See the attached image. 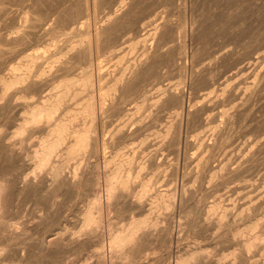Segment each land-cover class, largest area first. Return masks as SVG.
Here are the masks:
<instances>
[{"label": "rangeland", "instance_id": "1", "mask_svg": "<svg viewBox=\"0 0 264 264\" xmlns=\"http://www.w3.org/2000/svg\"><path fill=\"white\" fill-rule=\"evenodd\" d=\"M11 1H8V4L7 2H0V7H2L0 8V20L2 19L0 21V37L3 36V34L9 36L25 34L27 39L25 37L24 41H21L20 44L9 43L7 46H3L5 48V66L0 68V74L6 72L9 65L16 63L26 53L30 52L35 54L41 53V57L37 59V64H41L40 66H46L45 57L50 56L54 50L55 52L59 51L60 46L66 45L65 43L68 42L71 35L76 34L79 31H83L87 33L86 40H88L86 43L89 44V46L91 45L90 60L92 59L91 69L93 70L94 78V86L91 90L95 98L98 95L96 93L98 92V89H96L98 88V85L95 81L97 76L103 75L100 83L107 85L113 74L118 68L124 65V63L134 62L137 60L144 49H154L158 38L154 39L152 36L146 35V39L144 41L137 44L134 43L138 39L145 36L144 34L147 33L154 23H164V26L166 27H161L160 33L162 32L163 41H169L166 42L164 46V49L168 53L165 56L167 57L169 55V58L167 57V59L165 56L162 58L165 57L166 60L169 61L171 55L169 54L170 51L167 49L182 43L184 44L182 53L183 56L181 55V57L177 59L176 65L178 66L168 65L162 69V77L147 80L144 84V90L146 91L145 97H142L138 89H135L133 94L127 98V102L124 103V107L130 109V111L124 112L125 114H118L117 112H110L111 110H107L101 112L99 111L95 115V131L93 132V135H95L98 141H103L105 142V146H108L105 147L101 145L99 141L97 150L98 153H87L88 157L86 156L85 163L91 167L90 169L88 168V170L90 172L91 170L93 172L96 170L99 175L102 176L104 167L101 164L103 163L104 157L109 156L112 151L118 148H122V150L126 151H130L131 149L133 151L135 150L134 152L136 153V156H138L136 160L137 162L147 160L146 166L141 170V174L142 176L150 177L152 182L150 184V191L147 192L146 196L139 204L135 203V200H132L134 198L125 197L122 198L120 203L117 205H111L110 207L103 205L100 230L106 233L108 218H112V220L121 224L126 222L130 215L140 216L142 213H145L149 207L150 201L152 200V195L155 194L154 192L172 191L174 193V199L171 207L169 209L161 207L162 210L159 208V211H155L156 214L154 213V217L156 216L155 218H157L158 222L156 225L151 227L152 238H150L149 241L143 242L144 244H141L140 249L143 254L140 259L133 264H169L170 262H173L177 254H183V252L185 253L187 249L194 246L201 247V252L205 256L204 264H217L215 263V259L220 255L233 251L234 248V250L238 252L241 248V240L244 237H252L254 234L259 233L262 234L259 240L254 237H252V239H255L256 241L258 240L261 247H251L243 256L238 255L236 258L228 257L223 259L219 264H262L261 261L264 257V146L261 149L257 146L259 143L264 141V85L261 86L260 80H262V78L259 76L264 68V0H143L141 1L142 4H139L140 8H134V14L131 12L132 14L130 13L127 15L128 20L126 19L127 21L125 20V23L121 24L122 29L120 28V25H118L117 29L119 28L121 30L116 29L118 34L116 32L115 33L120 37V40H118L116 44L118 47H116L115 52L119 54L118 56L123 57L120 62H117V56H115L114 53H111L112 49L107 48L109 44L105 39L102 38L100 40L101 43L103 42L102 44L99 41V43L97 42V48L94 38L95 36L92 34L95 32V28L105 24L106 17L108 15L107 13H109L112 9V6L113 9L117 8L114 6L116 4H108V2L101 0L94 1V3L89 0L90 4L88 3L86 12L76 11V14L71 19H68V16L72 13V10L69 9V11L67 9L69 7H67L66 9L68 12L65 11L61 18L62 21L60 20L57 23V27L58 29L60 28L59 30L61 31L58 30L59 32H51L48 28L51 26L54 21L53 17L56 15L51 16L52 18L48 17L45 15V10L50 11L53 4L39 5L40 3L38 4V1L36 4L33 3V0ZM58 1L60 3L62 0ZM145 1L148 2L146 3ZM96 3L99 4L96 6ZM65 5L69 6V4L65 3L60 4L58 7H64ZM70 5L73 7V4ZM44 6H49L50 9L48 7L45 8ZM72 7L70 8L73 9ZM199 13H202L200 16L202 25L199 26V31L196 34L198 36H194L193 34L191 37L190 20L192 16ZM40 14L44 15L41 17ZM129 15H131V17ZM135 15L137 18L140 17L139 25L141 24L142 28L140 26L139 28L141 29L139 31L133 27L134 24L132 20L136 18ZM40 17L42 20H40ZM39 21H42L44 24L42 26L39 24L38 27L28 26ZM166 21L170 24L172 21L173 24L182 23L180 31H182V29L183 31L180 32L178 30V32H176L177 38L174 37V39H171V36H169L171 29H168V27L170 28V24ZM130 22L132 27H130ZM203 23L205 26H203ZM234 24L236 26H234ZM18 25L20 26V31L12 33L13 30L15 31L19 27ZM120 31H122V33ZM211 34L213 37H216L213 38ZM39 35L41 36L39 37ZM205 38L209 46L207 45L203 48L204 51L202 49L200 50L203 53L199 51L196 52L195 43H201ZM94 42L95 45H93ZM51 43L58 45L59 49H57V47L53 48L50 45ZM105 45L107 47H105ZM147 46H149V48ZM220 46L223 47L222 50L236 49L242 53H248L247 51L249 50V53H245L242 62L229 70L228 62H219L214 65L212 64L213 53L218 48H221ZM99 48L101 49L99 50ZM6 51L9 52L6 53ZM63 52L64 51L57 53L56 56H60V60L70 59V62H74H71V71L62 72L61 74L72 75L79 73L80 69L84 66V61L78 56L75 57L74 53L62 55ZM57 63L58 61L55 62L54 65L56 66ZM207 64H210V69L212 68L211 73H214L213 76H215V79L209 86H205L203 82H200V79L194 78L191 75V70L193 68L199 69L202 68L201 66ZM242 64H245L247 68L227 80L228 75ZM94 72L97 73V75ZM61 74H59V76ZM197 80L199 81L197 82ZM226 80L228 81L227 84L229 87L225 86ZM195 81L198 84L195 83ZM48 82L46 85L44 84V87L40 90L41 92H28L26 95L27 97L25 98H14L12 100V104H14L13 108L15 106L17 107L12 109L10 112L12 117H7V120L2 118L0 115V130L6 132L11 131L14 128L13 118L16 116L18 110L23 106V104L26 101L34 100L36 97L44 95L46 94L45 92L48 93L51 90L54 83L51 81ZM254 86H259V91L257 92L258 94H256L257 96L254 95L251 98H247L249 94L248 92H250L248 87L254 88ZM160 87L162 88L159 89ZM164 88L178 91L182 94V114H176L178 103L174 100L170 101L167 99L163 103L155 102V96ZM21 94H23V92ZM80 95L71 101L72 106H76L82 100L81 97L83 94ZM161 104H164L162 108L160 106ZM203 104H206V106L204 105V107ZM234 104L237 105V107L242 108V116L237 117L235 121L230 123V116L228 114L235 109ZM136 105L141 106L136 110L134 109ZM201 106L205 109L203 108L202 110ZM192 108L198 109V111L200 110V112H198V114H200L195 118L193 117L194 119L192 118V121H187L186 123V120L189 118L187 111ZM179 109L178 111H180ZM134 111L135 114L130 115ZM13 112H15V114ZM4 121L7 122L4 123ZM171 123L172 126L170 132L165 135L164 130ZM122 125L123 130L120 133H117V128ZM177 127L180 138L174 144L173 137L175 136ZM36 135L38 136L39 134L37 132L33 133L26 140L25 146L33 147L32 145L35 143L37 138ZM213 141L217 145V147L212 151L213 157L210 159L209 165L204 170L201 179H195L194 173L199 169L198 162L203 156L209 154L210 151L207 150L203 143L206 144ZM149 158H152L153 162L148 161ZM93 163L98 165L97 169L91 166L94 165ZM228 169L230 170L228 171ZM28 171H30L29 168L27 169V172ZM89 171L87 175L88 177H91L93 172L90 173ZM213 172H217V174L212 176ZM222 173L224 176H221ZM64 174H66V176L70 175V168H66ZM100 180H102V178ZM88 181L89 180H86V183L83 186L84 188L80 191L81 195L79 193L76 194L71 192L72 189L69 185H66L68 187L62 185L60 189L63 191H60V189L58 190L59 193H57L54 197V204L50 207L48 206V208L46 201L47 196L49 195L44 196L40 193V195L37 193L35 194L33 189L24 191L19 195H13L12 199L14 200L12 202V207L14 210L13 208L11 209L9 216L14 221L20 222L18 226H24L27 228L26 233H23V235H26L29 238L39 237V235L48 234V232L52 233L51 231H53L54 234L58 231V229L61 230L62 228H71L69 230H74L76 227L75 225H77L76 221L78 220L77 217L79 216V211L84 206L86 199L90 195V191H87L89 190ZM132 186H136V183ZM63 187L65 189H63ZM188 189L196 190L193 198H185V196L189 194ZM197 191L199 192L197 193ZM38 196H41L43 199ZM14 197H16V200ZM101 200L102 202L104 201L103 197ZM194 202H199L200 205L203 204L205 206L212 205V203H219L220 207H218L217 210L212 213L213 215L211 214L209 216V218L202 219L200 222L190 225L189 222H187V211L193 210L196 204H194ZM36 203H38L39 207L37 214L41 215L42 220H40V222L42 224L37 223L31 213L32 208ZM182 209L184 210L182 211ZM222 209H226L227 212L226 217L223 220L224 227L222 226L223 228L221 227L219 229L208 227L206 223L210 219H214L217 213H219ZM203 218L205 217L203 216ZM168 220H170V222H168ZM253 221L257 222V227L252 231H248L249 234L246 233L240 237H236L235 240L227 239L225 233L227 227L231 228L232 226V228L238 230H241L242 228V230H244V228ZM199 223L201 225H199ZM166 224L170 227L169 235H167L164 231L167 227ZM189 226L193 228H190ZM39 229L42 230L40 231ZM168 238L170 239V244L166 241ZM7 248H9V251H12L13 253L18 251L20 254L24 253L25 255L35 251L36 252L33 253V256H31L32 259L26 260L25 262L19 260L17 258L18 256H14L12 259L6 261V264H51L52 262L51 256L45 255L44 252L39 251V247L34 246L32 243L26 245L21 244L20 247L19 245L11 244ZM96 249L97 245L94 237L85 240V242L80 246H73L69 248L64 247V257L60 258V261H58L57 264H80V260L84 258V256H89L87 264H108L109 259H106L109 254L108 249H104L106 257L104 256L103 260H99L97 255L94 254ZM14 258L17 259L15 260Z\"/></svg>", "mask_w": 264, "mask_h": 264}, {"label": "bare ground", "instance_id": "2", "mask_svg": "<svg viewBox=\"0 0 264 264\" xmlns=\"http://www.w3.org/2000/svg\"><path fill=\"white\" fill-rule=\"evenodd\" d=\"M8 1L10 2L11 0H0L1 3L7 2V4H8ZM37 1H38V4L40 3L39 5H41V4H44V5L45 4H47V5L53 4V6L50 5L51 6L50 11L47 10L48 11L47 12L45 10V12H46L45 15L48 17L56 15L53 17L54 21L53 22L51 21L52 24L48 28V30H50L51 32L61 31V30H59L60 28L58 29L57 23H58V21L61 20L62 16L64 15L63 13L65 11H67V9L72 10V13H70V15L68 16V19H71L76 14V11H81V12L85 13L87 8H88V3H89V0H62L60 3L58 0H33V3H36ZM90 1L94 2V1H98V0H90ZM101 1L108 2V4H116L114 6H116L117 8L113 9V6H112V9L109 11V13H107L108 15L106 17L105 24L95 28V32L93 31L94 33H92V34H94V36H95L94 38L96 41V47H97V44L99 42L101 43L100 40L102 38L105 39L109 44L108 47L106 45H105V47L111 48L112 49L111 53L112 54L114 53V55L117 56V62H120L123 59V57L118 56L119 54L115 52L116 47H118L116 44H117L118 40H120L119 39L120 37L117 35L118 33L116 31L122 29L121 24L125 23V20L127 19V15L130 14L131 12L134 14V11H135L134 8H136V7L140 8L139 4H142L141 1H143V0H101ZM170 1H172V0H170ZM11 2H13V1H11ZM15 2H14V4H15ZM33 3H32V5H33ZM65 3L69 4V6L65 5L64 7H58L60 4H65ZM70 4H73V7ZM98 4L96 3V6ZM103 4H104V2H103ZM46 7H48L50 9L49 6H46ZM67 7H69V8H67ZM70 7H72L73 9H71ZM0 8H2V7H0ZM237 9H239V8H237ZM38 10H37V12H38ZM42 10H41V12H42ZM182 11H183V9H182ZM45 12H43V13H45ZM147 12H148V10H147ZM54 13H56V14H54ZM144 13H145V11H144ZM201 14L199 13V14H196L192 17L190 16L191 17V20H190L191 21V28H190L191 37L193 36V34H194V36L197 34V32L199 31V26L202 25L201 19H200ZM233 14H235V13H233ZM37 15H39V14H37ZM43 15H41V17ZM129 16L131 17V15H129ZM144 16H145V14H144ZM14 17H15V15H14ZM135 17H136V15H135ZM144 18H146V17H144ZM204 18H206V17H204ZM65 19H67V18H65ZM40 20H42V18ZM139 20H140V17L139 18L136 17L135 19L132 20L133 24H134L133 27L137 31H139L142 28L141 24L139 25ZM204 21H206V20H204ZM39 22H34L33 24L28 25V26H31V27L37 26L38 27L39 24H40V26H42L44 24L42 21H39ZM131 22L129 23L131 25L130 27H132ZM172 22H171V24L168 22L167 23L170 24V28L168 27V29H171V33L169 32V34H170L169 36H171V39H174V37H176V32H178V30L180 31V29L182 27V25H181L182 23L181 24H176V23L173 24ZM167 23H166V25H167ZM47 24H49V23H47ZM118 25H120L121 29H119V28L117 29ZM61 26H63V25H61ZM140 26H141V28H139ZM163 26H164V23H160V22L154 23L153 26L147 31V33L144 34L145 36L142 35L143 37L138 39L134 43V44H137V43L144 41L146 39V35H148V36H152L154 39L158 38L156 41V44H155L156 45L155 48L152 50L144 49L142 51L141 55L139 56V58H137V60H135L134 62L124 63V65H122L120 68H118L117 71L113 74L111 79L108 81L107 85L100 83L103 75H98L97 78L95 77L96 78L95 81L98 85L97 86L98 88L95 87L96 89H98V92H96L98 94V95L96 94L97 95L96 98L93 96L92 90H91L94 86L93 70L91 69V60L92 59L90 60V58H91L90 57V53H91L90 52V46L91 45L89 46V44L86 43L88 40V39L86 40L87 33L83 32V31H79L76 34L71 35V38L68 40L67 43H65L66 45L60 46L59 51L55 52V50H54L53 53L51 52L52 54L50 56H48V57L44 56L46 58V64H47L46 66H40L41 64L40 65L37 64V61H38L37 59L39 57H41V53L35 54V53L30 52V53H26L16 63L9 65L8 68L6 67L7 71L0 74V115L2 116V118H5V120H7V117L9 118V116L12 115V114L10 115V112L12 111V109H15V107H17V106H15L13 108L14 104H12V100L14 98H18V97H20V98L24 97L25 98V97H27L26 95L28 92L32 93L35 91H40L44 87V84L46 85V83L48 81H51L52 83H54V85L52 86L51 90L48 93L45 92L46 94L40 95V96L36 97V99H34V100H28L23 104V106L21 105L22 107L18 110V113H17L18 115L16 114V116L13 118V121H14L13 127L14 128L11 131L6 132V131L0 130V165H1L0 166V264H6V261H8L9 259H12V257H14V256L15 257L18 256L17 258L19 260L25 262L26 260L32 259L31 256H33L34 255L33 253L36 252L34 250L35 252L28 253V255L27 254L25 255L24 253H23L24 255L20 254L18 251H15L13 253L12 251H9V248H7L11 244L12 245L13 244L19 245V247H20L21 244L26 245V244L32 243V244H34V246L39 247V251H42V252H44L45 255L52 257L51 258L52 259L51 264H57L58 261H60L59 259L64 257V251H63L64 247L69 248V247H73V246H80L85 242V240L92 238V237H94L96 239L97 249H96V251H94V254L97 255V258L99 260L104 259V256H105V252H104L105 250L104 249L105 248L108 249V253H109L108 258H106L107 260L109 259L108 264H133L138 259H140V257L143 254L141 249H140L141 244L145 241H149V239L152 238L151 227L156 225L158 222L157 218H155L156 216L154 217L155 211H157L159 208L161 209V207H163L165 209H169L173 203L174 193L172 191L154 192L155 194L152 195L153 197H152V200L150 201V204H149L147 211L145 213H142V215H140V216H134V215L131 216L130 215L129 218L127 217L128 220H126V222H124V223L119 224L118 222H115L114 220H112V218H108L107 231H106V233H104L100 230V228H101L100 226H101V222H102L103 205H105L106 207H110L111 205H117L120 203V200L122 198H125V197H128V198L132 197V198H134L132 200L133 201L135 200L136 201L135 203L139 204L144 199L147 192L150 191V184L152 183L151 178L142 176V174H141V170L144 169V167L146 166L147 160L137 162L136 160H137L138 156H136V153L134 152L135 150L133 151L130 149V151H126V150H122V148H118V149L112 151L109 156L104 157L103 163L102 164L100 163L104 167L103 168L104 169L103 175L100 176L98 171L94 170V172H93L91 170V172H93L91 177H88V175H87L88 171H89L88 168L90 169L91 167H89L85 163V160H86L87 153H94L95 154L98 150V145H99L100 140L98 141V139L95 137V135H93V132L95 131V115H96V113L99 111L101 112V111L111 110L110 112L114 111V112H117L118 114H122L124 112L130 111L129 108L124 107V103L127 102V98H129L131 96V94H133L135 89L136 90L138 89V91L140 92L142 97H145L146 91L144 90V84L146 83V81L162 77L163 76L162 69L168 65H170V66L176 65L177 59H179L181 57V55L183 53V45L184 44L179 43V44L174 45L171 48L167 49L168 51H170L169 54L171 56H170L169 61L166 60V58L169 55L167 57L165 56L168 53L164 49V46H165L166 42H169V41H166V40L163 41V36L161 34L162 32L160 33V29ZM203 26H205V24ZM234 26H236V25L234 24ZM126 27H128V26H126ZM165 27L166 26H164V28ZM19 28H20V26L15 31L13 30L12 33L20 31ZM27 28H29V27H27ZM201 28H200V30H201ZM215 28H213V29H215ZM92 30H93V28H92ZM26 31H25V33H26ZM122 31H120V32L122 33ZM182 31H183V29H182ZM182 31H180V32H182ZM45 32H46V30H45ZM217 32H219V31H217ZM66 33H67V31H66ZM214 33H215V31H214ZM220 33H222V32H220ZM165 34H167V33H165ZM165 34H164V36H165ZM40 36L41 35H39V37ZM196 36H198V35H196ZM202 36H204V35H202ZM207 36H209V35H207ZM211 36H212V34H211ZM25 37L27 39V36H25V34L18 35V36L17 35L9 36V35L3 34V36L0 37V68L5 66V59H4L5 58L4 57L5 48L3 46L4 45L7 46V44H9V43H15V44L19 43L20 44L21 41H24ZM215 37H213V38H215ZM92 39H93V37H92ZM209 40H212V39H209ZM106 41H104V42H106ZM42 42H43V40H42ZM194 43H195V41H194ZM207 43L208 42L206 41V38L201 43H199V42L197 44L195 43V51L196 52L197 51L202 52V51H200L201 49L203 50V48H205L207 45L209 46V44H207ZM105 44H107V43H105ZM50 45L53 48L57 47V49H59L58 45H56V44L51 43ZM93 45H95V42ZM212 46H214V45H212ZM21 47H22V45H21ZM147 47L149 48V46H147ZM222 48L223 47L218 48L216 51H214L212 64L214 65V64L219 63V62H222V63L228 62V66L230 67V68L228 67L229 70L236 67L238 64H240L242 62L243 57L245 56V53H246V52L245 53L239 52L236 49H224V50H222ZM96 49H94V50H96ZM100 49L101 48H99V50ZM62 51H64L62 53V55L74 53L75 57L78 56L80 59H82L84 61V66L80 69L79 73H76V74L71 73L72 75H69V74L67 75L66 73H65L66 75L61 74L62 72L71 71V64H72L71 62H74V61L70 62V59L69 60H66V59L60 60V56H56V55H57V53H61ZM7 52H9V51H6V53ZM247 52L249 53V50ZM12 53H13V51H12ZM47 53H48V51H47ZM248 53H246V54H248ZM163 56H165L166 58L165 57L162 58ZM61 57H64V56H61ZM70 57H72V56H70ZM6 58H7V56H6ZM72 59H75V58H72ZM57 61H58V63L55 66L54 63ZM176 66H178V65H176ZM201 67L202 68H199V69L193 68L191 70V75L194 78L200 79V82H203L205 86H209L213 82V80L215 79V76H213L214 73L213 74L211 73L212 68L210 69V64H207V65H204ZM246 68H247V66L245 64L240 65L235 71L231 72L228 75L227 80H228V78L235 76L239 72L244 71ZM94 71H97V70H94ZM215 72H217V71H215ZM59 74H61V75L59 76ZM95 74L97 75V73H95ZM259 76H261L260 78H262V80H260V82H261V86H263L264 85L263 84L264 83V68L261 71V74ZM194 78H193V80H194ZM227 80L225 81V83H226L225 86L229 87L227 84V82H228ZM198 81L199 80H197V82ZM197 82L195 81V83H197ZM192 85H193V83H192ZM161 88L162 87H160L159 89H161ZM248 88L250 89V92H248L249 94L247 93L248 94L247 98H251L252 96L258 94L257 92L259 91V86L258 87L254 86V88L253 87H248ZM22 92H23V94H21ZM80 94H83V96L81 97L82 100L76 106H72L71 101ZM231 94H232V92H231ZM167 99L170 101L171 100L176 101V103H178V109L180 108L179 109L180 111H178V109H177L176 114H178V115H179V113L182 114L181 113L183 110L182 94H180L178 91L168 90V89L164 88V89H162L161 92H159L155 96V102L156 103H158V102L163 103ZM13 103H15V102H13ZM163 105L164 104L160 105L161 108L163 107ZM204 105L206 106V104H203V106ZM140 106L141 105H136L134 107V109L137 110V109H139ZM234 107H235V109L233 108L234 110L228 114L230 116V123L235 121V119L237 117L242 116V108L237 107V105H235ZM201 108H202V106H201ZM203 108H202V110H203ZM198 112H200V110L198 111V109H194V108L188 109L187 115L189 118L186 120V123H187V121L188 122L192 121L193 117L194 118L197 117L200 114V113L198 114ZM13 113L15 114V112H13ZM133 114H135V111L132 112V114H130V115H133ZM113 115H114V113H113ZM6 122L4 121V123H6ZM171 126H172V123L166 127V129L164 130L165 135H167L170 132ZM122 130H123V125L118 127L116 132L120 133ZM35 132H37L39 135L38 136L36 135L37 138H36L35 143L32 145L33 147L25 146L26 140ZM179 138H180V134H179L178 127H177V131H175V136L173 137L174 144H175V142H177L179 140ZM115 140H116V138H115ZM100 143H101V145L105 146V142L100 141ZM203 145L207 148L208 151L209 150L210 151H209V154H207L206 156H203L200 159V161L198 162V168L199 169L194 173L195 179H201L204 170L208 167L209 161L213 157L212 151L217 147V145L214 141L211 143H206V144L203 143ZM107 146H105V147H107ZM263 146H264V141L259 143V145L257 147H259V149H261ZM148 161L153 162L152 158H149ZM91 166L96 168V169L98 167L97 164H94ZM28 168L30 169V171L27 172ZM66 168H70V175H68V176H66V174H64V171ZM229 170L230 169H228V171ZM216 174H217V172L216 173L213 172L212 176H215ZM218 174H219V171H218ZM210 176H211V174H210ZM221 176H224L223 173ZM101 178H102V180H100ZM86 180H89L88 181L89 182V190H87V191H90V195L88 196L87 199L85 198L86 202H85V204L83 203L84 206L81 209L79 208L80 211H79V216L77 217L78 220L76 219L77 225H75L76 227L74 230H69L71 228H69V229L62 228L61 230L58 229V231L55 232L54 234H53V231H51L52 233L48 232V234H42V235H39V237L29 238L26 235H23V233L24 234L26 233L27 228H25L24 226L23 227L18 226L20 222L14 221L9 216V212L13 208L12 207V202L14 200V199H12L13 195L14 196L19 195L24 191H27V190L29 191V189H33V192L35 194L40 193V194H43L44 196L49 195V196H47V201H46L47 202V208H48V206L50 207L54 204V199H55L54 197L57 193H59L58 190L61 188L62 185H64V186L69 185V187H71V189L73 190V191L71 190V192L76 193V194H78V193L80 194V191L82 190V188H84L83 186L85 185ZM134 183H136V186H132ZM101 186H102V189H101ZM66 187H68V186H66ZM63 189H65V188L63 187ZM61 190L62 189H60V191ZM85 190H86V188H85ZM188 190H189V192L188 191L187 192L189 194L186 192L188 195H186L185 198L186 199L193 198L196 190H194V189H192V190L188 189ZM198 192L199 191H197V193ZM71 196H72V194H71ZM102 197L104 199L103 202L101 200ZM14 198L16 200V197H14ZM39 198H41V196ZM82 198H83V196H82ZM41 199H43V198H41ZM181 199H183V198H181ZM32 203H34V202H32ZM194 204H195V207L193 208V210L187 211V216H188L187 222H189L190 225H194V223L200 222L202 219L209 218V216L213 212H215L218 207H220L219 203H212V205H209V206H205L203 204L200 205L199 202L198 203L194 202ZM65 206H67V205H65ZM137 206H139V205H137ZM16 207H17V205H16ZM186 207H188V206H186ZM45 209H46V207H45ZM13 210H14V208H13ZM38 210H39L38 203H36L33 206L31 213L33 215V218L36 219V222L41 223L40 220H42V217H41V215L37 214ZM183 210L184 209H182V211ZM226 213H227L226 209H222L219 213H217L216 217L215 218L213 217L214 219H210L206 223V225L208 227H212L214 229L215 228H218V229L221 228L223 226V220L226 217ZM54 215H57V214H54ZM203 216L205 218H203ZM122 221H124V220H122ZM168 222H170V220H168ZM168 224H166L167 227L165 226L166 228L164 229V231L167 235L170 234V227ZM199 225H201V224L199 223ZM256 227H257V222H255V221L248 224L244 228V230H242V228H241V230H238V229L232 228V226H231V228L227 227V229L225 228L226 229L225 230L226 237L229 240H235L236 237H240L241 235H244L246 233L249 234L248 231H252ZM190 228H193V227H190ZM205 230H206V228H205ZM44 233H45V231H44ZM261 235L262 234H260V233L254 234L252 237L259 240ZM252 237H244L241 240V246H240L241 248L238 250V252L236 250H234L235 249L234 248L233 251H230L226 254H222L219 257H217L215 259V263L219 264L222 262L223 259L228 258V257L236 258V257H238V255L243 256L245 253H247L249 251V249L251 247H256V248H259V246L261 247L260 242H258V240L256 241L255 239H252ZM162 238H164V237H162ZM169 238L166 240L168 244H170ZM166 241H165V243H166ZM201 251L202 250H201L200 246L191 247V248L187 249L185 253L183 252V254H180V253L177 255L175 254L176 256H175L173 262H170L169 264H204L205 263V256L202 254ZM42 252H41V254H42ZM77 252H79V251H77ZM263 255H264V253H263ZM88 258H89V256H86V257L84 256V258H82V259L80 258L81 259L80 264H87ZM37 260H39V259H37ZM34 263H35V261H34ZM261 263L264 264V257L262 258ZM146 264H149V263H146Z\"/></svg>", "mask_w": 264, "mask_h": 264}]
</instances>
